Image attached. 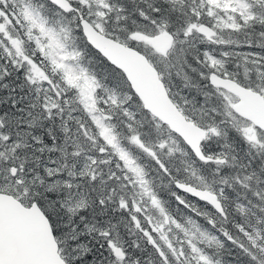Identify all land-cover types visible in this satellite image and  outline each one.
<instances>
[{"label":"snow or ice","instance_id":"obj_1","mask_svg":"<svg viewBox=\"0 0 264 264\" xmlns=\"http://www.w3.org/2000/svg\"><path fill=\"white\" fill-rule=\"evenodd\" d=\"M0 264H264V0H0Z\"/></svg>","mask_w":264,"mask_h":264}]
</instances>
